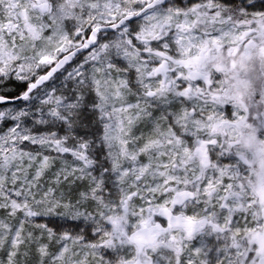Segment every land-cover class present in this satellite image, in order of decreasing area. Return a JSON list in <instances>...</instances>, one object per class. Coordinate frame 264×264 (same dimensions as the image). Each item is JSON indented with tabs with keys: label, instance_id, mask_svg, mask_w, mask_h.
Segmentation results:
<instances>
[{
	"label": "snow or ice",
	"instance_id": "6c2138e0",
	"mask_svg": "<svg viewBox=\"0 0 264 264\" xmlns=\"http://www.w3.org/2000/svg\"><path fill=\"white\" fill-rule=\"evenodd\" d=\"M0 264H264V0H0Z\"/></svg>",
	"mask_w": 264,
	"mask_h": 264
},
{
	"label": "rangeland",
	"instance_id": "374dc122",
	"mask_svg": "<svg viewBox=\"0 0 264 264\" xmlns=\"http://www.w3.org/2000/svg\"><path fill=\"white\" fill-rule=\"evenodd\" d=\"M185 2H187V0H185Z\"/></svg>",
	"mask_w": 264,
	"mask_h": 264
}]
</instances>
